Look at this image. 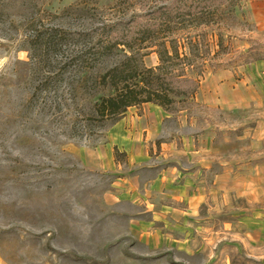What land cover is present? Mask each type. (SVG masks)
<instances>
[{"label": "rangeland", "instance_id": "374dc122", "mask_svg": "<svg viewBox=\"0 0 264 264\" xmlns=\"http://www.w3.org/2000/svg\"><path fill=\"white\" fill-rule=\"evenodd\" d=\"M118 2L0 0V264H264V0L185 31L201 75L177 112L149 103L99 127L82 116L107 87L30 101L26 20L82 30L140 10Z\"/></svg>", "mask_w": 264, "mask_h": 264}, {"label": "trees", "instance_id": "16d2710c", "mask_svg": "<svg viewBox=\"0 0 264 264\" xmlns=\"http://www.w3.org/2000/svg\"><path fill=\"white\" fill-rule=\"evenodd\" d=\"M118 1H129L140 10L127 18L125 14L114 20L103 18L82 30L47 24L37 17L26 20L18 47L27 52L29 75L36 83L30 101L38 100L43 91L56 94L60 88L72 85L71 89L87 93L107 87L110 93L98 96L82 116L99 127L106 122L114 124L128 108L145 103L167 112L183 109L197 92L196 77L201 75L193 70L200 56L199 40L185 31L214 23L218 10L238 0ZM5 11V4L0 3V17ZM220 45L218 37L217 46ZM149 48L157 55L155 66H146L142 61L143 51ZM116 53L121 57L88 84L85 76ZM117 153L114 147V155Z\"/></svg>", "mask_w": 264, "mask_h": 264}, {"label": "crops", "instance_id": "0c3cea01", "mask_svg": "<svg viewBox=\"0 0 264 264\" xmlns=\"http://www.w3.org/2000/svg\"><path fill=\"white\" fill-rule=\"evenodd\" d=\"M144 105H149V103H145V104H142V106H144ZM131 108H133V107H130V108H128V109H131ZM127 112V111H126ZM144 115H141V116H139V117H137L139 120H141L142 119V117H143ZM156 119H154V122H150V124H148V123H145L144 122V124H142V126L141 127H137L138 128V130L140 131V132H142V131H144V130H146L148 133L149 132H151V134H152V130L155 128V126H156ZM119 123V122H118ZM133 134V133H132ZM128 135H131L130 133H128ZM127 137V136H126ZM135 139H137V133H135V136L132 138V141H134ZM134 144L133 145H135L136 146V143L135 142H133ZM110 158L112 159V156H108V160H110ZM224 264H226V263H224ZM228 264V263H227Z\"/></svg>", "mask_w": 264, "mask_h": 264}]
</instances>
